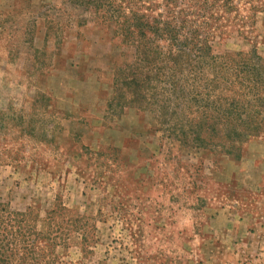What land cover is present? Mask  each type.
Instances as JSON below:
<instances>
[{
    "label": "rangeland",
    "instance_id": "rangeland-1",
    "mask_svg": "<svg viewBox=\"0 0 264 264\" xmlns=\"http://www.w3.org/2000/svg\"><path fill=\"white\" fill-rule=\"evenodd\" d=\"M86 1L0 0V213L37 264H264V0H113L164 28L143 68Z\"/></svg>",
    "mask_w": 264,
    "mask_h": 264
},
{
    "label": "trees",
    "instance_id": "trees-1",
    "mask_svg": "<svg viewBox=\"0 0 264 264\" xmlns=\"http://www.w3.org/2000/svg\"><path fill=\"white\" fill-rule=\"evenodd\" d=\"M85 3L89 7L93 8L92 11L94 13L101 14V21L104 24H107L110 27L111 25H113L112 26L113 34L114 36L120 39L121 43L129 44L130 46H133L134 48L133 54H134L136 64H139L141 68H143L145 64L147 66H149L152 63H153L152 66L155 65L154 62H155V59H157L156 56L158 54L155 52L154 56H150L152 53L150 52L152 48L148 47V44H149L148 38H150V36L147 34V32L161 31V33H163L164 28H158L159 24L157 23H155L154 25L150 24L148 20V16L145 13H139L138 11L131 10V9H128V12L124 13V8L122 7L119 8V6L116 5L113 0H90V1H86ZM166 41H168L167 45L170 47L175 42V40L171 42L168 38ZM238 63L241 64L240 60L237 61V64ZM211 69H213L212 66H210V70ZM241 72H242L241 69L238 70V73L241 74ZM214 73L216 74V72ZM136 80L137 78H133L131 82L133 81L135 82ZM233 83L229 85L228 90L231 87L232 92L235 94L237 93L238 96L239 95L241 96L243 94V90L245 89V87L247 89V93H250L249 97H251V100L254 101V103L252 104L253 110H250V111H253V113L246 114L245 120L248 119L250 122L255 121V118L257 116V113H256L257 111L254 110V108L256 104L260 103V99H262V98H258L256 94L255 81L254 80L250 81V84H249L250 90L248 89V86H245L242 84L243 83L242 80L241 82L240 81L235 82L234 85L236 86H234ZM123 84L126 85V82H124ZM116 90H120V88L118 87ZM221 95H222V92H221ZM229 109L231 111L226 110L227 112L226 113L224 112L225 115L221 116L222 111H220L215 115L214 118H211L212 119L211 126H215V125L224 126L228 123L230 124V122H233L234 120L236 121H238V119L239 121L241 120L240 116L236 115L239 113L238 111L233 110L231 108ZM203 116L205 117L204 118L202 117L201 120L198 122V124L200 125L201 124L205 125V123H207L208 121L207 114L206 115L204 114ZM232 116H235V117H232ZM237 117L238 119H236ZM257 130H258V127L256 126L253 128L252 131L249 130L246 133L248 134L256 133ZM231 131H233V128L230 130V132ZM198 138L201 139L200 136ZM7 215H13L14 217L8 216V218L6 219V215H2V213H0V264H6V259H5L6 256L3 254L2 248H3V241L5 239V236L10 233L9 230H6L3 224L5 223V221H6V224H10L12 226L14 225L16 227V232L14 233L16 234L15 237H17L18 234L20 235V244L22 245L21 250H23V255L24 256L28 255L26 257L30 261L29 262L30 264H37L41 255H45V253L34 250V248L36 247L35 241H37L39 237L41 236L43 237L44 234L40 231L35 230L32 223L29 221V218L27 219L23 218L24 214L12 213L8 211ZM19 217H21V219ZM46 239L48 238H45L44 240L46 241ZM46 243H47V248H48L47 251H50L51 249L50 246H54L56 244L55 240L53 241L51 240Z\"/></svg>",
    "mask_w": 264,
    "mask_h": 264
}]
</instances>
